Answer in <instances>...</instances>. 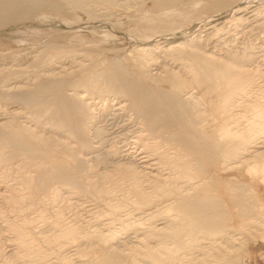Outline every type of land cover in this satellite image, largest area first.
<instances>
[{
  "label": "bare ground",
  "instance_id": "6f19581e",
  "mask_svg": "<svg viewBox=\"0 0 264 264\" xmlns=\"http://www.w3.org/2000/svg\"><path fill=\"white\" fill-rule=\"evenodd\" d=\"M85 1L0 0V45ZM35 40L17 53L38 58ZM87 56L0 84L43 105H0V264H248L264 243V4L136 45L126 67ZM219 168L243 169L256 199L231 204Z\"/></svg>",
  "mask_w": 264,
  "mask_h": 264
},
{
  "label": "rangeland",
  "instance_id": "374dc122",
  "mask_svg": "<svg viewBox=\"0 0 264 264\" xmlns=\"http://www.w3.org/2000/svg\"><path fill=\"white\" fill-rule=\"evenodd\" d=\"M155 1L128 0L129 3L127 4L118 5L116 3L117 5H114L106 0H86L84 3L85 6H83L84 8L73 7L68 10L70 13L72 12V16H69L67 11V13L62 12L64 16L59 13L58 15L53 14V17L50 15L49 17L51 19L41 18L44 22L39 21L40 23L34 24V28H39L41 33H37L36 30H30L29 35V32L27 31L28 34L26 32L25 34L28 36L21 34L22 37L24 36L23 38H21L20 35L18 36H20L21 39L18 36L16 37L21 41L19 39H13L17 43L19 41L18 45L15 41H8L7 45L11 48L9 49L8 47H2V49H0V72L2 71V75L0 73V84L3 81L13 80L14 77L21 73L28 74L32 71L40 70L49 59H58L60 57L69 58L71 54L75 52H81V50L82 53L90 55L87 57L94 59L92 65L95 66L94 70L96 72L100 66H102L101 68H106L107 70L112 71L116 68L117 64L115 62L121 60L122 62L118 63H121L126 67L127 63L126 61H123L126 60L124 58L126 52L128 53V51L136 45L152 44L156 41L171 42L183 40L185 38L191 37V35L195 32L198 33L204 30V28H207L213 23H217L221 20L240 14L242 10H250L254 7L256 8L257 6L264 4V0H182L180 1L181 3L179 2V4L175 6L158 7L156 4L157 1ZM223 3L228 4L223 5ZM90 9L92 10L90 11ZM87 11L92 13V15ZM59 15L60 17L56 18ZM7 31L9 30L7 29ZM32 31H34V33ZM4 33L7 32L5 31ZM2 34L3 32L0 31V35ZM41 34H44V36ZM28 37L33 39V41L35 39L38 41L42 40V44L36 45L37 53H39L38 58L32 57V55L35 53H23L25 50L22 51L23 54L17 53V50L21 45L34 43L33 41L29 40ZM38 37L42 38L39 39ZM46 38L50 40L48 41ZM26 40H29V42ZM36 40L35 43L38 42ZM12 42H15V45ZM1 45L3 46L4 44ZM7 45L5 44L4 46ZM26 50L29 51L28 49ZM83 50H86V52ZM12 65L16 66L17 68H13ZM96 72L92 73L91 76H97L98 73ZM102 78L104 80H101L102 86L109 87L110 84L107 82L104 76H102ZM111 86L113 85H110V87ZM113 88L115 91L116 88L114 86ZM16 93H19V97L15 95ZM20 93L21 91L18 90L15 92L0 93V105H31H26L23 100L19 99ZM188 94L189 93L186 92L185 95ZM15 96L18 98H15ZM34 104L35 102L28 107L37 111V109L39 110V108L43 106L38 102L36 106ZM44 115L45 118H47V115ZM217 175L220 177V188L223 192H225L227 200L231 204L236 205L237 208H243L248 205L251 200L256 199V196L250 192L251 190H249L251 185V177L243 169L230 168L228 170H224L219 168ZM255 188L264 198V185L258 184V186L256 185ZM248 191L252 195H249V193H247ZM248 199L249 201H247ZM251 250L252 254L248 260V264H264V243L259 242V244L252 246Z\"/></svg>",
  "mask_w": 264,
  "mask_h": 264
}]
</instances>
